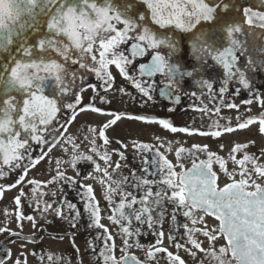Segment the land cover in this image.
I'll list each match as a JSON object with an SVG mask.
<instances>
[{
  "label": "snow or ice",
  "instance_id": "snow-or-ice-1",
  "mask_svg": "<svg viewBox=\"0 0 264 264\" xmlns=\"http://www.w3.org/2000/svg\"><path fill=\"white\" fill-rule=\"evenodd\" d=\"M259 5L238 0H0V179L19 170L12 183L0 184V198L5 191L19 188L13 197L17 227L22 228L24 219L35 227L34 216H25L21 209L27 195L24 189L31 186L28 198L36 211H52L72 229L87 214V227L101 230L95 237L102 241L101 247L88 242L96 264H159L161 253L167 264H187L179 255L181 249L193 259L202 253L210 264H264V148L252 153L248 149L255 141L234 142L221 155L224 144L217 152L208 144L185 147L161 136L155 143L133 139L130 144L141 161L142 174L130 169L128 176L114 179V173L128 167L124 150L129 143L116 140L120 147L109 151L112 141L107 135L108 129L127 119L188 136L220 138L252 126L264 136V96L252 91L251 79L264 72V0ZM211 66L223 72L218 94L205 78ZM113 70L144 103L154 101L157 92L179 103L178 93L194 81L202 94L207 89L210 102L218 95L219 103L211 108L190 107L217 119L205 130L176 126L169 118L106 111L95 103L100 90L130 95L125 87H115ZM89 77L98 83H89ZM232 82L249 91L250 98L241 104L256 102L262 110L258 115H237L234 124H221V108L239 112L240 105L226 102ZM89 90L93 95L85 103L84 93ZM240 91L237 88L232 95ZM99 99L108 102L105 96ZM86 112L110 118L72 134L70 127ZM61 113L67 114L63 122ZM33 144L40 148L35 156ZM57 147L67 159H56L50 179H29V172L50 159ZM113 154L119 157L115 162ZM81 165L91 171L82 172ZM69 168L74 175H68ZM222 177H226L223 184ZM89 180L101 185L109 210L106 219L115 229L102 222L101 201L93 184L86 183ZM49 185L55 187L45 191ZM65 187L78 189L83 212L67 199ZM49 195L51 202L46 199ZM4 214L10 215L8 209ZM178 215L188 222L177 226L183 229V243L177 239L178 232L169 230L168 243L177 249L173 252L164 246L163 224L166 217L175 224ZM208 218L216 223L209 225ZM145 226L156 237L149 245L137 239ZM3 232L19 236L0 227ZM117 236L122 241L119 246ZM199 236L206 238L207 248ZM74 237L75 233L73 249L79 255ZM220 239L224 243L217 248ZM132 249L142 250L144 256ZM5 255L11 258V250ZM38 259L45 264L43 255ZM0 264H6L5 258H0ZM12 264L28 261L21 253ZM47 264L72 262L64 255L47 254Z\"/></svg>",
  "mask_w": 264,
  "mask_h": 264
},
{
  "label": "flooded vegetation",
  "instance_id": "flooded-vegetation-1",
  "mask_svg": "<svg viewBox=\"0 0 264 264\" xmlns=\"http://www.w3.org/2000/svg\"><path fill=\"white\" fill-rule=\"evenodd\" d=\"M240 4H249L257 7H261L259 5V0H238ZM211 65V61L209 62ZM114 75H116V84L115 87L119 88L121 86L127 89V92L130 95H123L118 91L113 92L109 91L105 93L103 90L99 91V95L95 99V103L98 107L106 111H115V112H126L129 114H142L149 115L159 118H169L176 126H191L194 128H203L207 130L208 125L217 119L216 116L204 115L199 111L193 110L190 106L196 107H204L207 105L209 108L213 106V104L219 103V97L217 95V99L215 101H209V95L207 89L203 90V94L201 93V89L195 84L194 81H189L184 85V89L182 92L178 93L180 95L179 103H173V101L161 98L159 93H155L154 101L144 103L143 98L137 92L135 88H133L130 84L124 81L119 77L118 73L113 70ZM223 77L222 69L217 66H211L205 71V78L210 79L214 84V89L218 94V90L220 87V80ZM159 79V78H157ZM252 79V91L258 92L262 96H264V72H256L251 77ZM89 83H98L94 77H89ZM240 88L241 91L239 95L233 96L232 93L235 89ZM195 92L197 95L192 96L191 93ZM187 93V94H185ZM93 93L91 90L84 93V101L88 102L89 98L92 97ZM99 96H105L108 102H101ZM226 102H234L240 105L239 112L235 109L221 108L220 116L224 119L220 120L221 124L227 123L231 121L233 124L235 123L237 115L248 116V115H258L262 110L260 106L253 102L251 105H243L241 101L249 99L250 94L248 90H245L236 82H232L229 87L228 93L225 94ZM135 97V99H133ZM251 108L250 112H246V108ZM173 108L174 111L169 112L168 109ZM66 113H61L60 118L61 122L66 119ZM110 117L105 115H100L96 113L86 112L78 116L77 120L70 127L69 131L72 134H79L78 130L83 126L85 131L88 125L97 126L104 122H106ZM55 133L49 134V139ZM107 135L112 141L109 146V151L113 148H119L120 146L115 142L116 140H121L125 143H129V147L125 151V156L127 157L126 163L128 167H121V169L114 173V179H120L121 176H128L130 169H136L137 175H141L139 169L141 168V161L138 157H134L133 149L131 147L130 141L133 139L155 143L156 136H161L165 140L170 141H180L183 143L185 147H190L194 143L198 144H208L210 149L213 151L219 152V145L224 144L225 149L224 152H221V155H226L229 147L234 142L246 143L248 141H255L254 145H250L248 151L252 153H258L261 148H264V136H262L258 132L257 126H252L249 129L238 130L231 134H225L220 138H211V137H201L198 135L188 136L183 133H171L169 131L163 130L161 127L155 124H144L141 122L130 121L127 119H122L115 126L108 129ZM97 143H100L98 140ZM32 153L33 155H38L40 153V148L35 144L32 145ZM63 158L67 159L66 156H63V153L59 147L53 149L50 153V159H45L41 161L35 168H33L29 174V179H37L40 181H45L50 179L51 175L54 174V170L56 168V159ZM169 158L174 160V156L169 154ZM119 157L115 154L112 156L113 162L118 160ZM186 166L190 167L191 164L189 161H185ZM231 167V165H229ZM67 167V166H65ZM82 172L91 171V168L87 165L80 166ZM19 170L17 172H10L5 178L0 179V184H9L12 183L17 176ZM68 175H74L72 170L68 169ZM226 182V177H222L221 184ZM86 183L93 184L97 198L101 201L102 215L105 219L102 221L105 225H107L110 229H115L114 225H111L109 221L106 219L107 215H109V210L103 201L102 198V187L94 180L86 181ZM55 185H49L45 191H51ZM31 186L25 187V192L27 195L22 198V206L21 209L25 216L31 215L35 218V227H33V222L27 219L22 220L20 223L22 224V228L17 227V220L14 215L16 205L13 202V197L19 194V188L11 189L5 191L3 197L0 198V227H7L11 229L13 232L19 233V236H9L8 232L0 233V258H5L6 264H12V262L20 256L21 253L24 254V258L27 259L28 264H41V261L38 259L39 256L43 255L45 257V264H47V254L56 255H64L66 257L71 258L72 264H96L97 256L93 255L91 250L88 247L89 241H94V244L97 247L102 246V241L95 240V237L101 231L95 228H88V217L87 214H83L79 220L78 228L72 229L70 228L69 222L60 219L55 215L54 212L49 211L47 213L41 214L36 211L35 204L29 200V196ZM128 190H132L129 188ZM78 189H71L65 187V193L67 194V199L76 203L78 209L83 212V203L77 196ZM50 202L52 197L49 195L46 197ZM119 199V197H117ZM30 203L32 206L30 207ZM8 209L10 215L6 218L4 214V210ZM105 210V211H104ZM169 211H171L169 207ZM213 225L216 223L212 218H208ZM188 221L182 215L177 216V221L173 224L167 217L165 218L163 224V230L165 232L164 246L169 248V251L176 252L177 249L170 246L167 240V236L169 234V230H173V234L176 235L177 239L183 243V229L178 228V225L187 223ZM159 229H157L158 231ZM144 234L139 236L137 239L143 245H149L154 243L156 237L152 235L151 231L147 229V227H143ZM75 233V245L79 249V255L74 252L73 243H72V234ZM115 234V233H114ZM63 236V239H58L56 237ZM201 241H204V247L207 248L208 242L203 236L198 237ZM14 241V242H13ZM122 241L119 236L116 237L117 246L121 245ZM224 243L223 239L216 241V247L219 248ZM11 250V258L6 257V252ZM136 253V255L143 257L144 252L140 249H132ZM35 253V255H33ZM120 253L117 252V255ZM179 255L187 264H200V261L203 259V264H210L208 259H204L202 253H197L195 259L188 256L183 249L179 250ZM159 264H167L166 258H164V254H159Z\"/></svg>",
  "mask_w": 264,
  "mask_h": 264
},
{
  "label": "rangeland",
  "instance_id": "rangeland-1",
  "mask_svg": "<svg viewBox=\"0 0 264 264\" xmlns=\"http://www.w3.org/2000/svg\"><path fill=\"white\" fill-rule=\"evenodd\" d=\"M105 211V210H104ZM208 223H209V225H213V223L208 219ZM206 239H205V244H206ZM206 247V246H205Z\"/></svg>",
  "mask_w": 264,
  "mask_h": 264
}]
</instances>
